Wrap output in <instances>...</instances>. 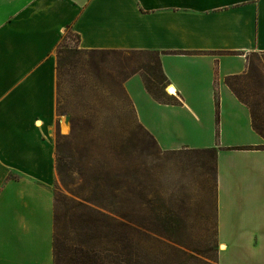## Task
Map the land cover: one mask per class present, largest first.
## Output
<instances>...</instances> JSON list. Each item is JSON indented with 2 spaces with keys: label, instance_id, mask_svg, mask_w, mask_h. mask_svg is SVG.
I'll return each mask as SVG.
<instances>
[{
  "label": "crops",
  "instance_id": "crops-1",
  "mask_svg": "<svg viewBox=\"0 0 264 264\" xmlns=\"http://www.w3.org/2000/svg\"><path fill=\"white\" fill-rule=\"evenodd\" d=\"M66 32L80 49L159 53L173 103L134 73L123 87L135 117L160 150L215 148L218 262L264 264V139L225 83L264 54V0H0V264H52Z\"/></svg>",
  "mask_w": 264,
  "mask_h": 264
},
{
  "label": "trees",
  "instance_id": "trees-1",
  "mask_svg": "<svg viewBox=\"0 0 264 264\" xmlns=\"http://www.w3.org/2000/svg\"><path fill=\"white\" fill-rule=\"evenodd\" d=\"M71 35L74 34L66 32L61 40ZM74 36L77 43L78 36ZM78 51L118 58L116 67L119 77L116 79L113 75L111 82L118 89L120 103L133 113L135 124L157 146L154 138L136 119L123 82L130 75L139 73L145 90L155 100L173 103L168 100V94L164 91L167 81L160 66L159 53L80 48L66 49L63 52L72 54ZM60 52L62 51L56 54L57 65L60 63ZM142 56H145L143 61L139 60ZM90 63L94 69L99 68L96 60H91ZM253 71L252 61L247 56L246 70L227 76L225 83L235 97L247 106L253 130L264 139V79ZM257 94L260 99L254 98ZM98 101L100 103L96 104L104 108L105 102ZM215 105L217 106V101ZM112 146L118 154L117 162L122 165L127 162L123 170L112 176L83 177L70 197L62 200L54 198L52 264H142L145 258L150 262L160 261L161 258L172 262L178 258V252L185 256L184 261L193 258L192 253L180 248L183 246L181 237L190 221V215L181 211L189 208L191 203L187 204L175 191L167 192L165 196L167 186L162 181L138 176L135 159L128 154L123 155L119 147L116 148V142ZM255 148L264 149V144ZM191 150L210 156L215 178V148ZM55 154L57 174L63 180L65 167L59 157L58 144L55 145ZM215 234L217 236L216 228Z\"/></svg>",
  "mask_w": 264,
  "mask_h": 264
},
{
  "label": "rangeland",
  "instance_id": "rangeland-1",
  "mask_svg": "<svg viewBox=\"0 0 264 264\" xmlns=\"http://www.w3.org/2000/svg\"><path fill=\"white\" fill-rule=\"evenodd\" d=\"M76 45L74 35L65 36L55 49V56L62 51L60 63H56V112L65 123H60V130L55 131L54 137L65 176L62 180L57 174L54 198L70 197L83 177L112 176L123 170L127 162L123 165L117 162L118 154L112 146L116 142V148L118 146L123 155L135 159L138 176L158 179L167 187L171 185L166 187L165 196L175 191L187 204L191 203L181 211L190 215V221L181 237L183 246L180 248L194 257L184 261L185 256L178 252V258L172 262L163 258L150 262L145 258L142 264H219L210 156L194 153L191 149L160 150L135 124L133 113L120 103L118 89L111 82L113 75L116 79L119 77L118 58L86 51L64 54L66 49H79ZM248 57L254 74L264 79V54L250 53ZM144 59L145 56L139 58ZM91 60H96L99 68L94 69ZM164 91L170 93L167 85ZM257 96L254 98H261ZM98 100L105 102L104 108L98 106ZM243 264H250L249 259Z\"/></svg>",
  "mask_w": 264,
  "mask_h": 264
},
{
  "label": "bare ground",
  "instance_id": "bare-ground-1",
  "mask_svg": "<svg viewBox=\"0 0 264 264\" xmlns=\"http://www.w3.org/2000/svg\"><path fill=\"white\" fill-rule=\"evenodd\" d=\"M167 91H170V93L169 92L168 93L171 94L172 88L170 86H167ZM62 128L65 129V124H63Z\"/></svg>",
  "mask_w": 264,
  "mask_h": 264
}]
</instances>
